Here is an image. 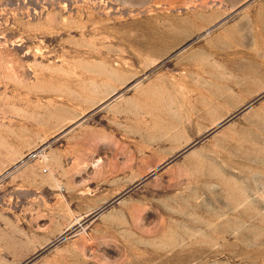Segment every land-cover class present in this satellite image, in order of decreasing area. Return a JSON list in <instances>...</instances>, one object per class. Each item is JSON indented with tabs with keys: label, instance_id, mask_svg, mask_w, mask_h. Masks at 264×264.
Returning a JSON list of instances; mask_svg holds the SVG:
<instances>
[{
	"label": "rangeland",
	"instance_id": "rangeland-1",
	"mask_svg": "<svg viewBox=\"0 0 264 264\" xmlns=\"http://www.w3.org/2000/svg\"><path fill=\"white\" fill-rule=\"evenodd\" d=\"M0 264H264V0H0Z\"/></svg>",
	"mask_w": 264,
	"mask_h": 264
},
{
	"label": "crops",
	"instance_id": "crops-1",
	"mask_svg": "<svg viewBox=\"0 0 264 264\" xmlns=\"http://www.w3.org/2000/svg\"><path fill=\"white\" fill-rule=\"evenodd\" d=\"M163 59L158 64H156L155 67H157L161 62L165 61ZM151 70H153V68L150 69L148 72H150ZM159 75L160 76L156 80V83L160 88L163 84L162 82L164 81V76L162 74ZM146 93L147 92L138 93L136 90V92L133 95H131L134 96L136 99L135 104L129 105V107L128 105H126V102L121 100L116 107V110H118V112L121 111L117 115L118 118L119 119H121V117L126 118V114H127L126 109H135V110L139 109V101H138L139 97H142V94H146ZM135 118L141 120L142 113L137 114L136 112ZM71 129H72L71 131H67V132L62 131V133L58 138L63 137V143L61 145L54 147V153L57 156H59L60 160L58 162L60 164H65L68 158H70V160L73 159V163L79 166L78 171H82V170L87 171L90 168L91 171L93 172L107 171V169H105L104 167L106 166L108 161L104 159L103 155H99L100 157H97V155H95V152L98 151L99 152L98 154H102L104 148L107 145H110L111 143H113L115 148L119 151L126 150V144H125L126 141L123 137L120 136L121 133L127 132L126 124L120 125L114 130H111L106 125H99V124H95V125L89 124L85 126L75 125ZM136 154L137 153H135L134 155ZM91 156L94 157L92 158ZM94 159L101 160L100 166H96L95 168L92 165L91 161H93ZM84 164H87V167L83 169V167L85 166ZM88 165H90L89 169H88ZM125 167H126V160L120 161L119 168L124 169Z\"/></svg>",
	"mask_w": 264,
	"mask_h": 264
},
{
	"label": "bare ground",
	"instance_id": "bare-ground-1",
	"mask_svg": "<svg viewBox=\"0 0 264 264\" xmlns=\"http://www.w3.org/2000/svg\"><path fill=\"white\" fill-rule=\"evenodd\" d=\"M204 32H206V33H208V32H210L209 31V29H206ZM205 33V34H206ZM203 36V35H202ZM132 83H134L133 85H137V87H139L138 85V83H140V79H137V80H134ZM132 83L130 84V85H132ZM130 85H128L127 87H129ZM148 85H149V82H148ZM115 89V88H114ZM116 90V89H115ZM140 91H145V90H147V86L146 85H144V86H141L140 87V89H139ZM139 90H137V92H139ZM119 93H121V92H114V94L112 95L113 97L114 96H117ZM141 93V92H140ZM131 99H135L134 98V96H132V97H130V99H128V100H126V102L127 101H129V100H131ZM133 101V100H132ZM214 126V125H213ZM212 126V127H213ZM176 139V138H175ZM44 143V142H43ZM42 143V145L41 146H39V148H37L36 150H35V152L34 153H39L40 155H42L43 153V151L45 150V144L46 143H48V141H46V143L45 144H43ZM49 144V143H48ZM46 156V155H45ZM26 159V158H25ZM25 159H21L19 162H22L23 160H25ZM46 163L48 162V164L50 165L52 162H50V161H52V159H53V156L51 155V154H48L47 156H46ZM18 162V163H19ZM78 169V168H77ZM46 170H48V168H46ZM47 176H52L51 175V170H50V172L48 173V175ZM60 182V181H59ZM60 187V186H59ZM61 190V189H60Z\"/></svg>",
	"mask_w": 264,
	"mask_h": 264
},
{
	"label": "water",
	"instance_id": "water-1",
	"mask_svg": "<svg viewBox=\"0 0 264 264\" xmlns=\"http://www.w3.org/2000/svg\"><path fill=\"white\" fill-rule=\"evenodd\" d=\"M223 20V19H222ZM222 20L218 21L216 24H218L219 22H221ZM215 26V25H213ZM206 32H202L200 34H198L196 37L190 39L187 43H185V45L180 46L178 49L174 50L172 53L168 54L163 60L168 59L169 57H171L173 54H175L176 52H178L179 50H181L182 48H184L186 45H188L189 43H191L192 41L196 40L198 37H200L201 35L205 34ZM236 115V113L234 114ZM229 118H226L225 120L221 121L218 125H216L215 127H213L212 130L216 129L217 127H219L220 125H222L223 123H225Z\"/></svg>",
	"mask_w": 264,
	"mask_h": 264
}]
</instances>
